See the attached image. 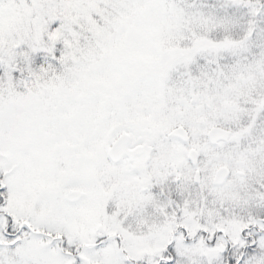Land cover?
<instances>
[{"label": "snow or ice", "instance_id": "1", "mask_svg": "<svg viewBox=\"0 0 264 264\" xmlns=\"http://www.w3.org/2000/svg\"><path fill=\"white\" fill-rule=\"evenodd\" d=\"M0 264H264V0H0Z\"/></svg>", "mask_w": 264, "mask_h": 264}]
</instances>
